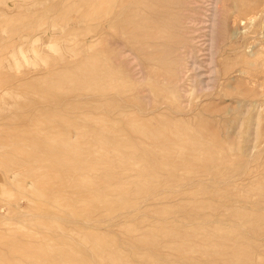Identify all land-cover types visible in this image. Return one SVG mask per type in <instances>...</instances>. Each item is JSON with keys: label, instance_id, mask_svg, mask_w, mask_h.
Here are the masks:
<instances>
[{"label": "rangeland", "instance_id": "374dc122", "mask_svg": "<svg viewBox=\"0 0 264 264\" xmlns=\"http://www.w3.org/2000/svg\"><path fill=\"white\" fill-rule=\"evenodd\" d=\"M263 5L0 0V264H264Z\"/></svg>", "mask_w": 264, "mask_h": 264}, {"label": "bare ground", "instance_id": "6f19581e", "mask_svg": "<svg viewBox=\"0 0 264 264\" xmlns=\"http://www.w3.org/2000/svg\"><path fill=\"white\" fill-rule=\"evenodd\" d=\"M193 2H194V1H193ZM168 5H169V4H168ZM235 5H236V4H235ZM237 6H238V5H237ZM263 6H264V5H263ZM167 8H168V7H167ZM244 8H245V7H244ZM162 9H163V8H162ZM239 10L241 11V9H239ZM253 10H254V8H253ZM253 10L251 9V11H253ZM240 11H239V12H240ZM254 11H255V10H254ZM239 12H238V13H239ZM244 12H248V9H247V11H246V8H245L244 11H243V13H244ZM250 13H251V12H250ZM198 14H199V13H198ZM195 15H196V14H195ZM246 17H247V16H246ZM254 18H255V17H254ZM148 19H149V18H148ZM191 19H192V18H191ZM150 20H151V19H150ZM153 20H154V18H153ZM153 20H151V22H152ZM155 20H156V19H155ZM157 22H158V21H157ZM153 24H154V23H153ZM155 24H156V23H155ZM155 24H154V26H155ZM151 25H152V24H151ZM192 29H193V28H192ZM210 34H211V33H210ZM166 35H168V34H166ZM149 36H150V35H149ZM184 36H185V35H184ZM167 38H168V37H167ZM180 38H181V37H180ZM190 39H191V38H190ZM177 40H178V39H177ZM180 41H181V40H180ZM175 43H176V42H175ZM181 43H184V42L181 41ZM177 45H179V44H177ZM252 45H253V44H252ZM176 50H177V49H176ZM191 51H192V50H190V52H191ZM198 51H199V50H198ZM200 52H201V51H200ZM158 53H159V52H158ZM151 54H152V53H151ZM187 54H188V53H187ZM158 55H159V54H158ZM173 55H174V53H173ZM182 55H183V54H182ZM190 55L192 56V53H190ZM144 56H145V55H144ZM161 56H162V55H161ZM164 56H165V55H164ZM188 56H189V54H188ZM191 56H190V57H191ZM190 57H189V58H190ZM208 57H209V56H208ZM212 57H213V56H212ZM263 57H264V55H263ZM146 58H147V57H146ZM190 59H191V58H190ZM213 61H214V60H213ZM213 61H212V62H213ZM181 62H182V61H181ZM204 62H205V61H204ZM210 62H211V61H210ZM218 66H219V65H218ZM260 66H261V65H260ZM216 67H217V66H215V68H216ZM263 67H264V66H263ZM211 68H212V67H211ZM213 68H214V67H213ZM179 69H180V68H179ZM208 69H209V68H208ZM160 71H161V70H160ZM162 71H163V70H162ZM163 72H164V71H163ZM163 72H160V73L164 74ZM165 74H166V73H165ZM201 74H202V73H201ZM201 74H200V75H201ZM177 80L179 81V79H177ZM199 88H200V87H199ZM245 90H246V89H245ZM187 92H188V91H187ZM142 133H143V132H142ZM211 239H212V238H211ZM209 240H210V239H209ZM212 240H213V239H212ZM212 243H214V241H212ZM212 243H211V244H212ZM216 243H217V242H216ZM214 244H215V243H214ZM219 244H220V243H219ZM221 245H222V244H221ZM211 246H212V245H211ZM215 246H216V245H215ZM217 248L220 249V247H217ZM214 249H215V247H214ZM221 249H222V248H221ZM214 251H215V250H214Z\"/></svg>", "mask_w": 264, "mask_h": 264}]
</instances>
